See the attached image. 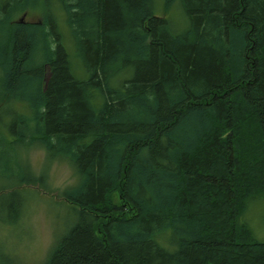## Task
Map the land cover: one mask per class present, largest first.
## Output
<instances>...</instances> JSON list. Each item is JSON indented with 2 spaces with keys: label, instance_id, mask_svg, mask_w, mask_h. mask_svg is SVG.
<instances>
[{
  "label": "trees",
  "instance_id": "16d2710c",
  "mask_svg": "<svg viewBox=\"0 0 264 264\" xmlns=\"http://www.w3.org/2000/svg\"><path fill=\"white\" fill-rule=\"evenodd\" d=\"M1 108L74 170L44 264H264V0H0Z\"/></svg>",
  "mask_w": 264,
  "mask_h": 264
},
{
  "label": "rangeland",
  "instance_id": "374dc122",
  "mask_svg": "<svg viewBox=\"0 0 264 264\" xmlns=\"http://www.w3.org/2000/svg\"><path fill=\"white\" fill-rule=\"evenodd\" d=\"M39 7L41 9H27L17 19L41 21L45 11ZM177 11L174 4L170 14L179 25ZM63 29L68 31V27ZM6 109H0L3 113H0V132L9 120ZM7 134L11 135L8 130ZM9 146L4 157L0 158V264H44L53 243L75 219L71 203L60 194L63 187L75 181L74 170L66 158L46 159L45 149L38 141L29 144L17 141ZM42 173L46 174L43 184L21 183L22 176H39ZM251 202L247 210H256L252 212L254 223L260 222L264 201L261 196H254ZM253 228L257 235L264 234L260 225Z\"/></svg>",
  "mask_w": 264,
  "mask_h": 264
}]
</instances>
